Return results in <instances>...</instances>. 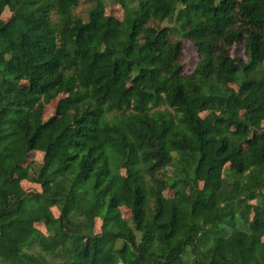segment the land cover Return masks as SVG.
I'll use <instances>...</instances> for the list:
<instances>
[{
	"label": "trees",
	"instance_id": "trees-1",
	"mask_svg": "<svg viewBox=\"0 0 264 264\" xmlns=\"http://www.w3.org/2000/svg\"><path fill=\"white\" fill-rule=\"evenodd\" d=\"M112 1L0 0V264H264V0Z\"/></svg>",
	"mask_w": 264,
	"mask_h": 264
},
{
	"label": "rangeland",
	"instance_id": "rangeland-1",
	"mask_svg": "<svg viewBox=\"0 0 264 264\" xmlns=\"http://www.w3.org/2000/svg\"><path fill=\"white\" fill-rule=\"evenodd\" d=\"M106 4H107L106 10H105L106 14L112 15V16L117 17V18H121L123 16V9L118 3H116L112 0H107ZM82 10H83L82 7L78 8L79 13H82ZM10 15H11V11L8 8H5L3 13H2V18L4 20H7L10 17ZM164 24L167 25L168 22H164ZM183 48L184 49H183L182 61H183L184 71H185V73H191L194 70V68L198 62L197 50L191 43H189L185 40H183ZM231 54H232V56L241 57L242 59H246L243 43L234 44L231 48ZM224 80L227 83H229L230 85L235 86L229 80L228 77H224ZM54 104H55V102H52L46 106V109L44 112V117H48L54 113ZM202 115H204V113H202ZM42 158H43V153L39 152V151L38 152L35 151V152L31 153L30 157L27 160V163H30V164L34 163V164L39 165L42 161ZM169 169H170V171H173V169L171 167ZM15 183L17 185H20L26 191H39V190H41L40 185L34 180H17L16 179ZM164 195L167 197H170L173 195V191L172 190H166L164 192ZM180 196L183 199H188L190 196L189 190L188 189L184 190L183 192L180 193ZM120 210H121V214L123 217L129 218L131 216L128 208L121 207ZM52 211L55 215H58V213H59V210L56 207H52ZM37 226L42 231H45V227L42 224H38ZM100 226H101V220L96 219V222L94 225V231L100 232V230H101ZM116 264H123V256L122 255L119 256L118 262Z\"/></svg>",
	"mask_w": 264,
	"mask_h": 264
}]
</instances>
